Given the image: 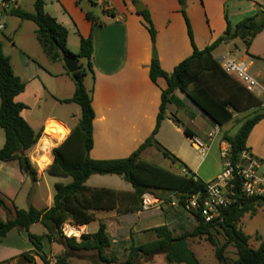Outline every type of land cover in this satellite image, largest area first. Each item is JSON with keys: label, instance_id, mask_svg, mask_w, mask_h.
<instances>
[{"label": "crops", "instance_id": "0c3cea01", "mask_svg": "<svg viewBox=\"0 0 264 264\" xmlns=\"http://www.w3.org/2000/svg\"><path fill=\"white\" fill-rule=\"evenodd\" d=\"M35 2L36 0H14L11 3L10 11L4 16L6 29L0 32V41L5 55L11 59L15 74L22 78L26 86L25 92L16 98L26 106L21 115L36 133L41 134L38 143L26 152L37 172V179L33 181L31 174L21 169L18 160L0 161V193L10 206L15 204L19 209L25 210L29 206H34L47 210L54 204L56 184L71 183L67 182L66 177L51 176L48 169L54 161L53 150L60 146L79 124L81 110L75 103L62 102L74 96V80L63 61L53 62L47 57L36 36L38 26L11 13L13 9L18 8L33 13ZM45 2L44 9L49 16L68 28L70 32L68 46L72 53L77 54L80 51L81 37H88L90 34L93 37L94 73L88 72L84 81L87 90L92 91L96 116L91 158L106 160L128 157L155 130L161 105V89L167 84L164 78H160L155 85L150 78L149 66L154 59L153 49L156 48L160 65L167 73H172L181 61L193 53L179 0H45ZM137 3L144 4L145 10L150 11L157 30L154 45L143 18L138 14ZM259 6H264V0H187L186 11L192 24L196 47L204 49L222 40L213 52L215 58L221 62L223 57L236 53L245 62L248 72L262 87L259 94H248L237 82L225 77H223L225 81H221L211 74L214 92L222 98H230L238 109L230 108L232 117L222 125L214 122L186 93L181 90L174 92L166 118L162 121L155 139L163 148L185 163L197 177L206 179L205 182L214 181L223 170L222 164L216 162L215 174L208 175L207 169L214 158L208 160V166L205 157L210 156L215 148L221 153L224 144L227 143L223 139L224 134L233 136L238 133L248 120L242 117L243 114L264 113V30L251 41L248 49L239 37H234L238 26L247 18L254 16ZM88 13L93 20L87 18ZM228 27L231 28V37L226 35ZM81 62L86 63L85 60ZM193 89L191 86L190 92ZM257 100L260 102L259 105L256 104ZM173 116L180 124L172 119ZM51 124L62 127L66 133H57L49 137L46 131ZM186 128L191 136L186 134ZM211 133L212 139L209 137ZM194 139L203 140L208 144L209 150L205 156L193 152L197 151ZM5 141V133L0 128V150L4 147ZM40 143L49 156L45 160L42 158L41 164L38 162L43 156L42 150L39 149ZM247 147L253 156L264 162V119L254 126L247 138ZM154 151L161 152L156 144L143 152L142 159L151 162ZM46 161L47 165L43 167ZM173 165L180 170L179 164ZM179 170L177 172H181ZM117 177L120 176L94 175L89 177L86 185L91 189L106 188L119 192L134 190L130 183L122 177ZM49 178L52 180L51 183ZM158 210L157 215L155 211H151L150 215L137 210L98 211L95 212V220L90 224L69 223L78 228L77 238L80 240L82 234H95L99 225L104 222L112 239V247L107 253L117 257L119 264H123L127 259V250L132 239L142 238L141 235L150 229L168 225L175 234H180L191 232L197 226V222L195 226L192 222L194 228L191 231L178 232L177 228L172 227V223L179 214L168 216L164 209ZM159 214L165 216V219H160L152 225L140 226ZM191 216L190 214L192 221ZM0 217L4 220L8 218L7 212L1 208ZM29 232L42 236L47 230L39 222L33 224ZM197 240L198 238L190 240L192 250V246H199ZM64 247L61 239L53 236L51 241L44 240L42 252L54 264L56 257L65 251ZM34 250L28 233L13 229L0 243V264H30L22 256L33 254ZM80 255L85 258H75L79 263L93 264L87 259L91 256L87 252L82 251ZM33 256L35 264H44L39 256ZM163 258L165 259L164 255L156 254L153 259L161 261ZM136 260L144 264L146 262L140 258ZM71 263L77 264L74 259H71Z\"/></svg>", "mask_w": 264, "mask_h": 264}, {"label": "trees", "instance_id": "16d2710c", "mask_svg": "<svg viewBox=\"0 0 264 264\" xmlns=\"http://www.w3.org/2000/svg\"><path fill=\"white\" fill-rule=\"evenodd\" d=\"M179 3L185 6L182 9V14L187 24L193 53L181 61L172 73H167L162 69L159 58L151 60L149 74L152 82L157 85L160 78H164L167 82L166 87L161 89V105L155 130L128 157L106 160H94L90 156L94 148L93 129L96 116L93 109L92 91L87 90L84 81L88 72L94 73L92 35L81 37L80 51L74 54L68 46L70 33L68 28L49 16L44 9L45 0H36L33 13L25 12L19 8L11 11L14 16L25 21H32L38 26L37 39L51 61L62 62L64 56L71 55L77 59L80 67L79 71L73 74L69 73L75 84L74 96L62 102L77 104L81 110V119L66 140L53 150L54 161L48 169L51 176L71 178V183L56 184L54 204L47 210L34 206H29L26 210L19 209L15 204L10 206L0 193V208L8 214L7 220L0 217V243L13 229L27 232L35 250L33 254H24L22 258L30 264H35L33 255L39 256L44 264H52L50 259L43 254L42 247L44 240L51 241L53 236L60 238L65 246V251L56 257L54 264H72V258H85L80 255L82 251L94 253V257L87 258L94 264H119L117 257L107 253L108 249L112 247V239L104 222L99 225L95 234H82L80 240L77 237H65L61 230L63 224L68 222H73L75 225L90 224L95 220V212L98 211L114 209H122L125 212L142 211V197L146 192L154 194L160 192L168 199L171 195L176 194V198L181 202V207L184 202L180 194L194 195L206 192V182L197 177L185 163L163 148L155 139L162 121L166 118L167 108L171 104L176 90L186 93L201 110L220 125L231 119L230 108L237 109L234 101L230 98H222L214 92L213 82L210 78L212 74L221 81H225L223 77L233 80L225 74L213 54L222 40H218L204 49H198L194 42L192 24L187 16V0H179ZM138 14L143 18L154 45L157 30L150 11L144 9ZM87 18L93 20L90 13L87 14ZM242 29L245 31L240 35ZM262 30H264V10H262V6H259V10L254 16L247 18L238 26L234 37H239L248 49L251 41ZM226 35L231 37L230 27H228ZM81 60H85L86 63H82ZM191 86L194 89L190 92ZM25 88V83L21 77L15 74L11 59L5 55L3 44L0 41V128L4 131L6 138L5 145L0 150V161L18 160L21 169L25 171L28 168L33 181H36L37 172L26 152L38 143L41 134L36 133L21 115L26 106L16 98L25 92ZM244 91L252 94L245 89ZM256 104L259 105L260 102L257 100ZM172 119L180 124L175 116ZM262 119H264V113L256 114L244 122L237 134L233 136L224 134L223 139L231 146V161L234 168L240 164L243 152H250L247 147V138L254 126ZM185 132L191 136L188 128L185 129ZM155 144L165 159H168L172 164L180 165L179 171L181 172L165 169L158 164L142 159L143 152ZM113 174L130 183L134 190L119 192L106 188L91 189L86 185L89 177ZM235 176L236 179L233 183L235 187H238L241 180L237 175ZM167 201L171 202V200ZM256 203L264 206V197L260 199L238 197L236 204L223 210L221 220L214 223L205 222L200 214L192 213L197 226L191 232L175 234L168 225L154 227L149 231L155 234V239L140 245H137L132 239L127 250V259L123 264H133L138 258L151 259L156 254L164 255L168 264H201L190 245L191 239L201 236H204L215 247L216 259L221 264H264V240L261 241L260 247L255 249L250 245L249 237L243 232V228L239 226L246 213L255 212ZM166 215L169 216V214ZM39 222L47 230V233L42 236L29 232L30 227ZM214 233L223 235L225 242L219 245L215 240ZM230 245L237 250V258L233 261H228L225 256Z\"/></svg>", "mask_w": 264, "mask_h": 264}, {"label": "built area", "instance_id": "2783aa9c", "mask_svg": "<svg viewBox=\"0 0 264 264\" xmlns=\"http://www.w3.org/2000/svg\"><path fill=\"white\" fill-rule=\"evenodd\" d=\"M14 0H0V32L6 29L4 16L11 9V3ZM222 70L230 78L235 80L242 88L252 94H259L261 84L254 78L245 65V62L238 57L236 53H231L221 59L219 62ZM212 139L213 134H209ZM198 153L205 156L208 153L209 146L206 142L200 139L193 141ZM221 160L224 171L214 181L206 182V192L194 195L180 194L183 197L182 207L186 212L198 213L208 223H214L221 220L223 210L236 204L238 197L257 198L264 197V162L258 160L250 152L245 151L242 154V159L239 165L234 168L231 161V146L227 142L221 150ZM241 182L238 187H235L234 181L236 176ZM176 194L171 195L169 205L174 208L181 207V202L175 198ZM179 196V197H181ZM175 198V199H173ZM167 203V199L152 193L146 192L142 197V211L152 209H161ZM76 227L71 223L63 224L62 233L67 238L68 228ZM79 234H73L72 237H79ZM78 239V238H77Z\"/></svg>", "mask_w": 264, "mask_h": 264}, {"label": "rangeland", "instance_id": "374dc122", "mask_svg": "<svg viewBox=\"0 0 264 264\" xmlns=\"http://www.w3.org/2000/svg\"><path fill=\"white\" fill-rule=\"evenodd\" d=\"M181 8L184 9L185 6L181 5ZM154 50H156V48L153 49V56H154ZM76 108H78V110H79V107L77 105H76ZM253 116H255V113H253V112H247V113L242 115V117L245 118V119L252 118ZM40 147H41V143H40ZM39 149H41L42 152H43V156L38 160V162L41 164L40 160L42 158H44V160H45L49 156L47 155V153L44 152L42 147L39 148ZM193 152L195 154H197V155L199 154L195 150H193ZM210 158L211 159L214 158L213 162H211V166H209V163H208V160ZM221 158H222L221 157V153H220V150L218 148H215L214 150H212V152L210 153V156L207 155L205 157V159L207 161L206 165L209 166L208 169H207L208 170L207 171L208 175L213 176L215 174V172H214V170H215L214 164L216 162L218 164H222ZM151 162H153L155 164H158V165L162 166L165 169H169V170L176 171V172L179 170L168 159H165L163 157V153L159 152V151H154V153L152 155ZM222 166H223V164H222ZM223 171H224V168H223L221 174L223 173ZM117 178H120V177H117ZM66 179H67V182L71 181L70 178L66 177ZM204 180H206V179H204ZM209 181H206V182H209ZM49 182L50 183L52 182L51 178H49ZM52 187H53V185H52ZM155 194L160 196V197H162V199L170 200V199H168V197H166L164 194H162L160 192H156ZM174 197L176 198V195ZM175 198H173V199H175ZM168 204H169V202L167 201V203H164V205L162 207L164 209L165 214H169V215L170 214H174V213L179 214V215H177L174 218L173 223H172V227H174L175 229L177 228L178 232L183 231V230L184 231H186V230L191 231L192 228H194V226L196 225V220L191 216V218H192V221H191L190 214L188 212H186L185 209H183L182 207L174 208V207H171ZM151 211H155L154 213L156 215H157V213H159V212H156V211H159L158 209H152L150 211H143V212L147 213L146 215H148ZM160 216L161 215L159 214V216H155L153 220H150L149 222H144L140 226L146 225V224L152 225V224H155L160 219L161 220L165 219V216H163V215L161 217ZM192 222H193L194 226L192 225ZM239 226L241 228H243V232L249 237L250 245L252 247H254L255 249H258L260 247V245H261V241L264 240V206L261 205L260 203H256L255 212L246 213L244 215V217L241 219V222L239 223ZM68 235L70 237L73 236V235H70V234H68ZM214 235H215V240L218 242L219 245H221L222 243L225 242V238H224L223 235L217 234V233H214ZM141 236H142L143 239L142 238H138V239L134 238V240H135L137 245H140V244H143L145 242H148L150 240L155 239V234L152 231H148L147 233L142 234ZM196 242L197 243L199 242L198 243L199 246L198 247L192 246V248L194 250V253L199 258L201 264H221L216 259V256H215L216 249H215V247L212 246L206 240V238L204 236L199 237ZM84 252H87L88 255H91L90 257H94V253L93 252L83 251V253ZM81 253L82 252H80V254ZM236 254H237L236 248H234L233 246L230 245L228 247V249H227V252L225 253V256L228 259V261H233V260H235L237 258ZM154 256L151 259H146V258L145 259L144 258H140V259H143L144 261L146 260L145 264H168L166 259L163 258L161 261H158V260L153 259ZM72 259H74L75 263H77V264H88V263H79L77 260H75V258H72ZM133 264H144V262H140V260H136V261H134Z\"/></svg>", "mask_w": 264, "mask_h": 264}, {"label": "water", "instance_id": "95a60500", "mask_svg": "<svg viewBox=\"0 0 264 264\" xmlns=\"http://www.w3.org/2000/svg\"><path fill=\"white\" fill-rule=\"evenodd\" d=\"M137 9L139 12L143 11L145 9V6L141 3H137ZM262 10H264V6H262ZM245 29H242L240 31V35H242L244 33ZM154 59H157L158 58V53L156 50H154V56H153ZM63 63L65 65V67L67 68V70L73 74L77 71H79L80 67L78 65V61L75 57H71V55H67V56H64L63 57ZM25 172H29V169L26 168L25 169Z\"/></svg>", "mask_w": 264, "mask_h": 264}, {"label": "bare ground", "instance_id": "6f19581e", "mask_svg": "<svg viewBox=\"0 0 264 264\" xmlns=\"http://www.w3.org/2000/svg\"><path fill=\"white\" fill-rule=\"evenodd\" d=\"M57 133H62L65 134L66 131L62 129V127L56 125V124H51L49 128H47L46 134L50 137V135H54ZM51 141V140H50ZM47 165V161L43 163V167ZM68 234L73 235V234H79L78 228L77 227H69L68 228Z\"/></svg>", "mask_w": 264, "mask_h": 264}]
</instances>
